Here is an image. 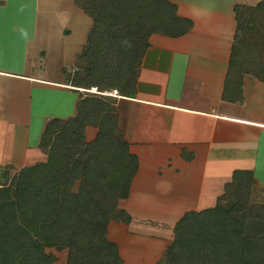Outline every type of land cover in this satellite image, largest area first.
<instances>
[{"label":"crops","instance_id":"obj_1","mask_svg":"<svg viewBox=\"0 0 264 264\" xmlns=\"http://www.w3.org/2000/svg\"><path fill=\"white\" fill-rule=\"evenodd\" d=\"M81 1L0 0V187L23 167L46 162L47 122L74 117L90 92L72 82L92 27ZM169 1L191 21L188 31L149 36L126 95L96 92L110 97L115 132L137 159L117 202L130 220H110L106 230L124 264L160 261L176 222L214 207L237 172L264 184V79L248 72L238 83L227 79L234 6L264 0ZM98 131L85 125V141ZM78 187L77 179L72 191Z\"/></svg>","mask_w":264,"mask_h":264},{"label":"trees","instance_id":"obj_2","mask_svg":"<svg viewBox=\"0 0 264 264\" xmlns=\"http://www.w3.org/2000/svg\"><path fill=\"white\" fill-rule=\"evenodd\" d=\"M83 9L92 27L72 82L90 92L78 101L74 117L47 122L40 140L46 162L23 167L0 187V264H50L54 259L45 248L51 247L67 249L66 264H124L106 230L110 220H130L117 202L127 195L137 159L115 132L110 97L96 92L132 91L149 36H181L191 21L178 16L169 0H89ZM238 9L236 4L235 14ZM245 44L234 35L228 84L244 72L264 79L261 56L254 44L246 52ZM87 124L99 129L90 142L84 139ZM242 174L251 177L237 172L222 195ZM222 195L214 207L187 212L176 222L161 263L264 264V216H258L260 226L248 225L234 218V209L217 205Z\"/></svg>","mask_w":264,"mask_h":264},{"label":"rangeland","instance_id":"obj_3","mask_svg":"<svg viewBox=\"0 0 264 264\" xmlns=\"http://www.w3.org/2000/svg\"><path fill=\"white\" fill-rule=\"evenodd\" d=\"M88 1L89 0H87V2L81 1L78 2V4L80 6L85 4L87 5ZM238 5L239 9L236 14V26L234 35L238 37V40L241 38L247 44H254L259 55L261 56L260 62L264 64V7L260 8L257 11H254V8L251 9L249 8V6L241 4ZM243 46L246 52H248L247 49L249 46L247 47L246 44ZM243 46L241 48H243ZM256 60L257 62L259 61L258 58H256ZM75 65L77 64L75 63ZM77 72H79V69L77 70ZM19 171L15 172V174ZM10 173H12V171ZM1 178L3 177H0V179ZM5 179L6 178L1 179L0 183H6ZM217 205H220L224 210L234 209V218L245 221L248 225L259 223L260 220H258V216H264V184H256V182H252L251 177L249 179L248 175L242 174V176L239 177L236 183L232 184L226 189L225 194H223L219 199ZM257 225L260 226V223ZM46 251L48 254H50V256L53 257V259L55 256V262L53 264H66L68 252L67 249L58 250L56 248H47ZM164 255L161 256V260L156 264H164L161 263ZM147 258L150 259L151 256ZM127 264L140 263L134 262V260H132L130 262H127ZM143 264L155 263L147 262Z\"/></svg>","mask_w":264,"mask_h":264},{"label":"bare ground","instance_id":"obj_4","mask_svg":"<svg viewBox=\"0 0 264 264\" xmlns=\"http://www.w3.org/2000/svg\"><path fill=\"white\" fill-rule=\"evenodd\" d=\"M111 94H113V93H111Z\"/></svg>","mask_w":264,"mask_h":264}]
</instances>
